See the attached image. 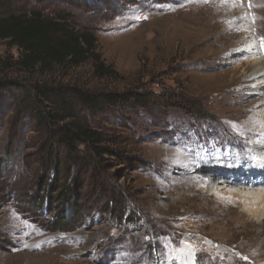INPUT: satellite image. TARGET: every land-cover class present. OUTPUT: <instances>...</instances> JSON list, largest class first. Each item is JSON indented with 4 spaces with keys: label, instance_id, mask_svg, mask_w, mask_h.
Listing matches in <instances>:
<instances>
[{
    "label": "rangeland",
    "instance_id": "374dc122",
    "mask_svg": "<svg viewBox=\"0 0 264 264\" xmlns=\"http://www.w3.org/2000/svg\"><path fill=\"white\" fill-rule=\"evenodd\" d=\"M11 1L16 12L65 16L93 32L119 74L98 78L87 62L31 81L175 101L88 114L102 145L125 158L109 152L98 164L78 144L91 167L61 178L63 193L78 187L81 212L62 231L54 171L41 180L43 134L1 86L20 51L0 41V264H264V213L259 220L242 208L247 197L264 202L254 184L261 176L251 180L256 168L264 176L255 154L264 146V85L248 80L264 59V0Z\"/></svg>",
    "mask_w": 264,
    "mask_h": 264
},
{
    "label": "trees",
    "instance_id": "16d2710c",
    "mask_svg": "<svg viewBox=\"0 0 264 264\" xmlns=\"http://www.w3.org/2000/svg\"><path fill=\"white\" fill-rule=\"evenodd\" d=\"M0 41H6L20 51L18 60L5 65V69L15 73L14 77L2 81L1 86L14 90L15 99L21 102L19 107L28 109L26 111L32 116L36 130L43 134L37 150V153L41 152L43 165L41 180L45 184L47 175L54 171L49 189L63 196L60 200L63 206L61 221L55 222V226L61 224L60 230H69L72 221L81 213L75 200L78 187L67 184L63 193L59 186L61 178L91 167L89 159L85 160L83 152L79 151L78 144L88 146L98 164L101 157L109 152L113 159L115 156L120 160L125 158L122 151L119 153L116 148L102 145L105 141L103 135L92 128L88 114L126 107L149 110L162 106L166 109V104L175 100L144 92L90 94L75 86L31 81L35 76L45 79L57 69L79 68L87 62H92L98 78L119 77L97 51L95 34L78 29L68 17L16 12L11 0H0ZM192 107L195 108L194 105ZM66 209L72 211L71 219L63 216Z\"/></svg>",
    "mask_w": 264,
    "mask_h": 264
},
{
    "label": "bare ground",
    "instance_id": "6f19581e",
    "mask_svg": "<svg viewBox=\"0 0 264 264\" xmlns=\"http://www.w3.org/2000/svg\"><path fill=\"white\" fill-rule=\"evenodd\" d=\"M252 68H253V72L252 74L248 77V80L249 81H254V82H259L261 84L264 85V59L262 57H259V58H256L254 60V63L252 64ZM252 70V69H251ZM255 86V85H254ZM260 86V85H259ZM262 86V85H261ZM264 87V86H263ZM263 95H264V88H263V91H262ZM263 107H264V99H263ZM263 110V114H264V108L262 109ZM257 157H264V146H263V149L261 150H256V153ZM264 166V165H263ZM255 169V168H254ZM258 169L256 168L255 170L252 171V175H253V178L255 179H251V180H258V178L261 176V180L260 181H257L255 182L254 181V184L256 185H259V186H264V176H262L263 172H259L257 171ZM261 171V170H260ZM256 176V177H254ZM215 181H218V180H215ZM224 183H228V180ZM232 196H235V195H238V193H234V192H230ZM261 193H263V191H261ZM235 194V195H234ZM245 193H243L241 196H238L240 198H243V197H247V196H244ZM260 195H263V194H260ZM249 197H247L248 199ZM247 199H242V202L245 203V205L242 204V208L244 207V211L252 216L253 218H256V219H261L262 216H263V213H264V202L262 203V208L259 206L260 203H257V201L253 198V196H251V198H249V201ZM246 200V201H245ZM259 201V200H258ZM263 212V213H262ZM238 216L237 219H241L243 218L242 216L244 215H241L243 213H240L238 212ZM247 226V225H245ZM238 227V226H237ZM236 227V228H237ZM241 227V226H239ZM262 235V234H261Z\"/></svg>",
    "mask_w": 264,
    "mask_h": 264
}]
</instances>
